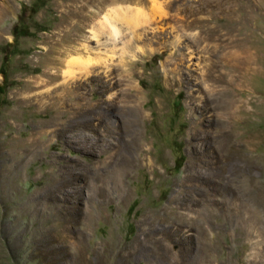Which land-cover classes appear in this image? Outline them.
Wrapping results in <instances>:
<instances>
[{"label":"rangeland","instance_id":"1","mask_svg":"<svg viewBox=\"0 0 264 264\" xmlns=\"http://www.w3.org/2000/svg\"><path fill=\"white\" fill-rule=\"evenodd\" d=\"M0 88V264H264V0H0Z\"/></svg>","mask_w":264,"mask_h":264},{"label":"trees","instance_id":"2","mask_svg":"<svg viewBox=\"0 0 264 264\" xmlns=\"http://www.w3.org/2000/svg\"><path fill=\"white\" fill-rule=\"evenodd\" d=\"M2 91H3L2 88H0V92H2ZM180 99H181V96L179 95L177 97V106L180 105V101H179ZM176 147H177L178 151L180 152V144L179 143H176ZM183 161H184V157L182 155H179L178 159L176 160L175 165H174V170L175 171H178L183 166ZM137 203H138L137 200H134L131 203V205L128 208V214L133 213ZM131 229H133V228H130V232H131Z\"/></svg>","mask_w":264,"mask_h":264},{"label":"bare ground","instance_id":"3","mask_svg":"<svg viewBox=\"0 0 264 264\" xmlns=\"http://www.w3.org/2000/svg\"><path fill=\"white\" fill-rule=\"evenodd\" d=\"M90 1V0H89ZM85 4H86V2H85ZM99 4V3H98ZM97 4V5H98ZM83 5V4H82ZM78 7L76 6V7H73V6H71V12H76L77 14H80L79 12H77L76 11V9H77ZM110 14H104V16H103V19H104V21L105 22H107V24L110 26V33H112V34H117L118 32H117V30L118 29H116V25H115V22H116V20H115V18H113V17H111V16H109ZM68 18H69V16H68ZM101 28V27H100ZM99 33H101V30H97L96 32H94V37H97L98 36V34Z\"/></svg>","mask_w":264,"mask_h":264}]
</instances>
